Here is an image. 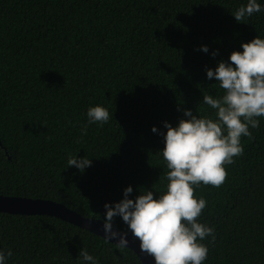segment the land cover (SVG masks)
I'll return each instance as SVG.
<instances>
[{
    "label": "trees",
    "instance_id": "1",
    "mask_svg": "<svg viewBox=\"0 0 264 264\" xmlns=\"http://www.w3.org/2000/svg\"><path fill=\"white\" fill-rule=\"evenodd\" d=\"M264 9V0H257ZM247 0H0V195L46 199L104 221L105 204L166 192L164 122L183 110L215 119L203 95H222L206 67L229 62L241 44L264 39V11L237 23ZM207 46L209 51H200ZM218 51L215 58L211 53ZM112 117L88 125L87 110ZM178 108L181 110L178 111ZM242 137L219 188L201 184L204 264H264V117ZM87 135L82 136V126ZM155 127L158 132L153 133ZM70 156L88 158L83 173ZM141 192V193H140ZM113 226L128 232L115 217ZM142 264L87 230L46 215L0 212L7 264Z\"/></svg>",
    "mask_w": 264,
    "mask_h": 264
},
{
    "label": "clouds",
    "instance_id": "2",
    "mask_svg": "<svg viewBox=\"0 0 264 264\" xmlns=\"http://www.w3.org/2000/svg\"><path fill=\"white\" fill-rule=\"evenodd\" d=\"M264 11L257 0H247L232 16L239 23L254 13ZM243 51H233L229 62L220 61L215 70L206 67L207 79H215L222 95H203V104L215 110V119L198 117L191 110H183L186 119L173 127L164 122V148L162 153L168 172L166 192L157 196L152 190L144 191L134 200L129 199L133 189H124L123 199L114 205L105 204L103 222L105 242L117 240L115 246L128 247V232L139 241L141 253L154 259L155 264H204L208 247L200 241L211 236L215 241V229L200 223L199 218L207 206L203 198L195 197V189L204 186L221 187L227 180L226 165L243 155L242 137H252L249 128L259 127L264 117V39L259 37L242 43ZM200 51L208 53L207 46ZM212 57L218 51L211 53ZM181 110L178 108V111ZM112 117L102 106L87 110L88 125L103 126ZM87 125L82 126V136L87 135ZM153 133L158 130L153 127ZM68 167H76L81 173L92 166L91 159L70 156ZM115 217L127 225L128 232L113 230ZM7 256L0 250V264H7ZM82 264H98L86 249L79 252Z\"/></svg>",
    "mask_w": 264,
    "mask_h": 264
},
{
    "label": "water",
    "instance_id": "3",
    "mask_svg": "<svg viewBox=\"0 0 264 264\" xmlns=\"http://www.w3.org/2000/svg\"><path fill=\"white\" fill-rule=\"evenodd\" d=\"M0 212L15 215H46L56 217L62 221L87 230L99 237L105 238L103 231L104 221L83 217L66 206L51 200L0 195ZM113 230L123 233L114 226ZM126 239L129 241L127 248L137 254L142 264H155V261L152 257L141 253L139 249V241L136 240L130 232H128ZM109 242L116 244L118 239L110 240Z\"/></svg>",
    "mask_w": 264,
    "mask_h": 264
}]
</instances>
